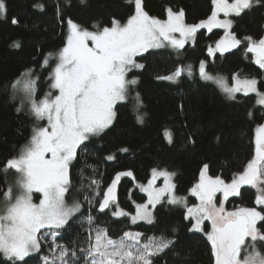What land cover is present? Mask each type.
<instances>
[{
	"label": "snow or ice",
	"instance_id": "obj_1",
	"mask_svg": "<svg viewBox=\"0 0 264 264\" xmlns=\"http://www.w3.org/2000/svg\"><path fill=\"white\" fill-rule=\"evenodd\" d=\"M126 2L131 5L126 22L113 17L105 25L94 23L90 30L67 20L64 45L40 64L41 69L49 68L50 60H55L47 76L50 90L42 98H36L41 77L35 69L25 71L10 85L14 93H24L30 114L37 121L46 120L47 125L34 126L28 143L3 167L5 173L14 170L18 178L15 191L12 185L0 189V199L4 202L0 209V255L8 264H28L26 258L40 253L48 244V254L42 256L43 264H155L154 258L172 248L174 239L164 235L146 236L139 230H125L114 238L107 225L98 224L90 214L82 222V226L83 223L88 226L83 243L74 241L66 246L58 243V238L73 217L82 214L85 203L101 213L111 210L114 218L127 217L133 225L154 224L156 206L167 203L185 209L184 219L188 221L190 232L206 234L214 264H264L261 250L264 249V124L255 129L254 157L230 182L209 175V164H203L198 181L190 189V195L198 204L189 206L186 197L178 196L173 182L175 172L160 168L151 170L147 184L138 185L147 200L136 205L135 214L121 209L116 196L122 177L135 179L130 170L117 172L103 192L99 178L89 177L88 183H82L79 189L89 193L84 195L83 202L66 200L73 187L71 170L78 150L83 151L87 141L102 136L113 126L118 104L132 99L137 122L144 123V115L140 113L143 101L139 92L133 95L139 81L129 78L133 70L144 68L138 57L150 50L166 48L179 55L186 44L195 41L201 29L212 32L217 28L224 29L225 35L214 47H208L209 57L244 44L246 52L253 54L255 64L264 70V36L239 38L232 30L234 21L229 19L240 17L255 6H264V0H211V15L194 24L185 22L183 9L169 7L167 19L162 20L146 11L144 0ZM36 7L44 11L42 4ZM221 14L224 19L220 18ZM0 18H7L5 0H0ZM11 23L18 25L19 20L13 16ZM13 47L19 48V42ZM177 64L179 66L169 74L156 79L176 84L185 76L198 75L202 81L216 84L231 100L236 99L237 93L255 94L256 103L264 106V92L259 90L255 78L235 74L229 85L224 78L212 75L205 61L199 62L198 69L191 64L183 65L179 60ZM22 107H18L17 112ZM163 136L169 144L173 143L170 129H165ZM106 159L111 161L115 156L109 155ZM158 180H162V185H157ZM245 186L255 189L256 207L227 211L225 202L241 196ZM91 193L102 195V199L96 200ZM34 194H40L38 203L34 202ZM218 194L222 199H218ZM205 221L210 222V231H206Z\"/></svg>",
	"mask_w": 264,
	"mask_h": 264
},
{
	"label": "trees",
	"instance_id": "obj_2",
	"mask_svg": "<svg viewBox=\"0 0 264 264\" xmlns=\"http://www.w3.org/2000/svg\"><path fill=\"white\" fill-rule=\"evenodd\" d=\"M5 3L7 18H0V189H6L13 182V171H3L6 161L17 156L28 143L34 126H45L46 123L37 121L30 114L24 93H14L10 85L25 71L35 69L41 77L36 98H42L50 90L47 76L55 60H50L49 68L41 69L40 64L64 45L68 19L91 30L94 23L105 25L113 17L126 22L131 12V5L126 0H86L85 3L81 0H5ZM144 3L150 15L162 20L167 19L169 7L183 9L188 24L206 20L213 9L211 0H144ZM41 4L44 11L36 7ZM13 16L19 20L18 25H12ZM233 21L232 30L239 38L264 36V6L246 10L240 17L233 16ZM222 38L220 29L215 28L212 32L202 29L194 44L185 45L179 55L166 48L150 50L137 58L144 68L132 71L129 77L139 81L133 95L139 92L143 101L140 113L144 115V123L137 122L132 99L117 105L113 126L102 136L87 141L83 151L78 150L77 161L73 162L71 170L73 187L66 196L69 203L83 202L84 195L89 194L79 190L82 183H88L87 178H99L103 192L117 172L130 170L136 186L123 178L118 204L121 209L134 214L135 204L146 201L138 185L147 183L153 168L175 172L176 194L183 197L188 196L198 181L204 163L210 166L209 175L220 176L226 182L243 170L255 154V129L264 124V106L257 105L256 96L238 94L231 100L198 75L185 76L176 84L156 79L179 66L178 60L183 65H193L194 69H198L200 61H206L210 73L255 78L264 92V70L255 64L254 56L246 52L244 44L230 55L208 56V47H214ZM16 42H19V48L13 47ZM21 105L22 110L17 112ZM165 129L173 133L172 144L163 136ZM123 148L129 151L122 152ZM109 155L115 159L107 160ZM241 191V196L226 202L228 209L256 207L255 189L250 187ZM91 195L96 200L102 199V195ZM188 202L194 203L195 198L189 197ZM3 207L4 202L0 199V209ZM184 213L182 207L162 203L154 211V224L139 222L133 225L127 217L114 218L111 210L100 214L96 207L89 208L85 203L82 214L73 217L58 243L66 246H71L74 241L83 243L88 226L86 223L82 226V222L90 214L98 224L107 225L114 238L125 230H139L146 236L164 235L174 239L172 248L154 258L155 264H213L207 237L188 230ZM48 251V244H45L40 253L26 258L28 264H43L42 256ZM0 264H8L2 255Z\"/></svg>",
	"mask_w": 264,
	"mask_h": 264
},
{
	"label": "rangeland",
	"instance_id": "obj_3",
	"mask_svg": "<svg viewBox=\"0 0 264 264\" xmlns=\"http://www.w3.org/2000/svg\"><path fill=\"white\" fill-rule=\"evenodd\" d=\"M229 2H231L230 0H229ZM220 18L221 19H224V17H223V14H221V16H220ZM229 19H232L233 20V16H231V17H229ZM215 29V28H214ZM217 29V28H216ZM202 30V29H201ZM206 30V29H205ZM220 30H222L223 31V37H224V35H225V32H224V29H220ZM178 35V34H177ZM195 42V41H194ZM194 42H189L188 44H191V45H193L194 44ZM187 45V44H186ZM206 62V61H205ZM206 65H207V62H206ZM137 70H139V69H137ZM133 71H135V70H133ZM130 74V73H129ZM212 74V73H211ZM212 75H214V76H218V77H222V78H224L227 82H228V84L229 85H231L232 84V82H233V76H225V75H215V74H212ZM130 78V77H129ZM241 78H243V77H241ZM209 83H212V82H209ZM212 84H214V83H212ZM219 90H220V92L223 94V95H225L227 98H228V96L216 85V84H214ZM258 88H259V86H258ZM260 90V89H259ZM53 91V94L55 95L56 93H55V91L54 90H52ZM261 91V90H260ZM262 92V91H261ZM238 94H241V93H237L236 95H238ZM243 95V94H242ZM250 95H255V94H250ZM258 105V104H257ZM259 106H261V105H259ZM46 123H45V126L47 125V121L46 120H44ZM11 171H13L12 172V178H13V182L10 184V185H12L13 186V188H14V191H15V183H16V180H17V178H18V174L17 173H15V171L14 170H11ZM151 178V177H150ZM173 182H174V178H173ZM145 184H147V183H145ZM157 185L158 186H160V185H162V180H158L157 181ZM139 188V187H138ZM139 190H140V188H139ZM141 191V190H140ZM142 192V191H141ZM143 193V192H142ZM145 194V193H144ZM39 196H40V194H34L33 195V199H34V202L35 203H38L39 202ZM145 196H146V194H145ZM186 198H187V203H188V205L189 206H192V205H195V204H198L199 203V201H197L196 200V198L195 197H193V198H195V202L194 203H189L188 202V200H189V197H192L191 195H190V192H189V194H188V196H185ZM146 200H147V196H146ZM146 202V201H145ZM145 202H143V203H145ZM137 204H142V203H136L135 204V210H136V205ZM159 205V204H158ZM157 205V206H158ZM156 206V207H157ZM175 206H178V205H175ZM225 209L227 210V211H233V210H235V209H237V208H235V209H228V207H227V204H226V202H225ZM179 207H182V206H179ZM183 208V207H182ZM155 211V210H154ZM135 214V213H134ZM154 214V213H153ZM144 223V222H143ZM206 224H208V229H206V231H210L211 230V224H210V222H208V221H205V226H206ZM202 234H204L205 236H206V234L205 233H203V232H201ZM207 237V236H206ZM262 251H264L263 249H261ZM35 254V253H34Z\"/></svg>",
	"mask_w": 264,
	"mask_h": 264
},
{
	"label": "water",
	"instance_id": "obj_4",
	"mask_svg": "<svg viewBox=\"0 0 264 264\" xmlns=\"http://www.w3.org/2000/svg\"><path fill=\"white\" fill-rule=\"evenodd\" d=\"M242 47V44H241V46L239 47V48H236V49H232L231 51H228V52H225V53H223V54H220V53H217L218 55H220V56H226V55H230V54H232V53H234V52H236L238 49H240ZM248 54H251V53H248ZM251 55H253V54H251ZM123 178H126V179H128V180H131L132 182H134L135 183V179H133V178H131V177H122L121 178V180L119 181V183H118V185H117V189H116V196H117V201L119 202V188H120V185H121V182H122V179ZM135 186H136V183H135ZM245 188H250V186H245V187H243L242 189H245ZM241 189V190H242ZM232 198V197H231ZM230 198V199H231ZM229 199V200H230ZM228 200V201H229ZM109 210H106L105 212H103V213H101V212H99L100 214H105V213H107ZM214 264V263H213Z\"/></svg>",
	"mask_w": 264,
	"mask_h": 264
},
{
	"label": "flooded vegetation",
	"instance_id": "obj_5",
	"mask_svg": "<svg viewBox=\"0 0 264 264\" xmlns=\"http://www.w3.org/2000/svg\"><path fill=\"white\" fill-rule=\"evenodd\" d=\"M232 198H234V197H232ZM232 198H231V199H232ZM218 199H222V196H220V194H218ZM231 199H230V200H231ZM230 200H229V201H230Z\"/></svg>",
	"mask_w": 264,
	"mask_h": 264
}]
</instances>
